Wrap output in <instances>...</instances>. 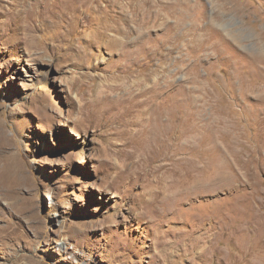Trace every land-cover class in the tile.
Instances as JSON below:
<instances>
[{
    "label": "rangeland",
    "instance_id": "obj_1",
    "mask_svg": "<svg viewBox=\"0 0 264 264\" xmlns=\"http://www.w3.org/2000/svg\"><path fill=\"white\" fill-rule=\"evenodd\" d=\"M124 1L0 0V264H264V0Z\"/></svg>",
    "mask_w": 264,
    "mask_h": 264
},
{
    "label": "bare ground",
    "instance_id": "obj_2",
    "mask_svg": "<svg viewBox=\"0 0 264 264\" xmlns=\"http://www.w3.org/2000/svg\"><path fill=\"white\" fill-rule=\"evenodd\" d=\"M63 2V3H66L67 4V10L69 11H73L74 12V9H77V8H85L88 10V8L91 10V11H94L93 13L94 14H101L103 13L104 11V8H109V14L111 13V15H108L107 16V20L110 21V20H113L114 22L115 21H118L120 18L117 17L116 15H114V11L116 8V5L120 4V0H60V2ZM101 1H107L109 3H111L109 6H105L103 7L102 5H100ZM134 0H126L124 2H122V8L126 9L128 12H129V16H127V19L138 24L139 27L141 28V39H147L146 36L148 33V29L149 28H146V25L149 23V15L151 13V10L153 9H157V7L159 8H163V3H164V0H141L138 2V3H135L134 5ZM138 1V0H137ZM167 3V2H166ZM170 4V3H169ZM168 4V5H169ZM174 9L176 11H178V7H182L181 10H179V13H177V20H178V23H183L185 20H187L188 18H192L194 17V14H192L194 11H198V9L201 8V5H199L197 3V5H195L193 8H192V13L189 11L190 9V6H188L187 2H185V0H176ZM177 5V6H176ZM184 5V6H183ZM78 6V7H77ZM166 9V6L164 7ZM189 8V9H188ZM161 10V9H160ZM202 10V9H201ZM173 13V11H172ZM168 14V13H167ZM214 14V13H213ZM122 15V14H121ZM157 16H159V13L156 14L155 16L153 15V19H157ZM163 16V15H162ZM219 17V13L216 14V18ZM151 18V16H150ZM212 19V22L214 24H216V21L214 20V17L211 18ZM195 20V18H194ZM218 20V19H217ZM167 22V21H166ZM196 22V21H195ZM194 22V24H195ZM219 22V21H218ZM153 23V22H152ZM164 23V22H163ZM176 24V23H175ZM211 24V22H210ZM209 24V25H210ZM105 25V23L103 24ZM171 24H169L167 27H165L164 29V33H166V31L168 30H172V26H170ZM193 25V24H192ZM197 25V24H195ZM208 25V26H209ZM219 25V27H222V25L220 24H217V26ZM182 26V25H181ZM180 26V27H181ZM153 27V26H152ZM194 27V26H193ZM158 28V27H157ZM201 28V27H200ZM207 28V27H206ZM213 29V28H212ZM159 31V30H158ZM185 31V30H184ZM228 32V35H230L233 40L237 43H240L241 41V37H243L244 35V32H241V34H238V35H235L233 33L232 30H226ZM183 34V33H182ZM210 34V33H209ZM192 35V34H191ZM197 35V34H195ZM208 35V34H207ZM184 37V35H183ZM181 37V38H183ZM224 37V36H223ZM178 40V39H177ZM182 40V39H181ZM227 41V39H226ZM204 46V45H203ZM214 48V47H213ZM257 58L259 60H255L256 58L254 57V60L255 61H261V63L263 64V68L262 70L264 71V58L262 56V54H259L257 56Z\"/></svg>",
    "mask_w": 264,
    "mask_h": 264
}]
</instances>
